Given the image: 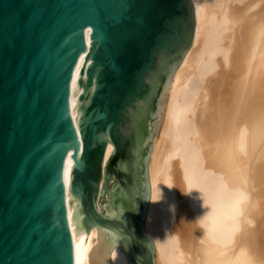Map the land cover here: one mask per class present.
Returning a JSON list of instances; mask_svg holds the SVG:
<instances>
[{
    "label": "water",
    "instance_id": "1",
    "mask_svg": "<svg viewBox=\"0 0 264 264\" xmlns=\"http://www.w3.org/2000/svg\"><path fill=\"white\" fill-rule=\"evenodd\" d=\"M194 29L192 0H0V264H75L73 235L93 226L90 264H116L115 244L156 264L147 125Z\"/></svg>",
    "mask_w": 264,
    "mask_h": 264
},
{
    "label": "bare ground",
    "instance_id": "2",
    "mask_svg": "<svg viewBox=\"0 0 264 264\" xmlns=\"http://www.w3.org/2000/svg\"><path fill=\"white\" fill-rule=\"evenodd\" d=\"M192 1L193 40L165 94L148 164L145 232L156 264H264V0ZM113 150L109 143L104 166ZM74 163L64 168L67 209ZM202 194L229 205L210 234L197 222L210 210ZM73 242L75 264H90L97 226ZM110 259L128 264L117 244Z\"/></svg>",
    "mask_w": 264,
    "mask_h": 264
},
{
    "label": "clouds",
    "instance_id": "3",
    "mask_svg": "<svg viewBox=\"0 0 264 264\" xmlns=\"http://www.w3.org/2000/svg\"><path fill=\"white\" fill-rule=\"evenodd\" d=\"M199 191V190H198ZM242 195V194H241ZM202 199V206L206 209H210L207 211L203 217L198 219V223L205 230V234H210L213 232L217 226L218 212L223 214L225 217L227 216V209L229 207L228 204H221L219 206L210 204L208 200L203 196L200 197ZM154 202V201H153Z\"/></svg>",
    "mask_w": 264,
    "mask_h": 264
},
{
    "label": "rangeland",
    "instance_id": "4",
    "mask_svg": "<svg viewBox=\"0 0 264 264\" xmlns=\"http://www.w3.org/2000/svg\"><path fill=\"white\" fill-rule=\"evenodd\" d=\"M158 119H160V117H156L155 119H153L152 121H150V122H148V125H147V127H148V131H149V133H150V135H151V129H150V126L154 123V122H156ZM157 128H158V126H157ZM156 128V131H155V134H153V135H151L152 137H154L155 138V136H156V133H158V129ZM154 138H153V145H154ZM104 179H105V176L103 175L102 176V178H101V180H100V182H99V191H98V194H97V200H96V208H97V210H98V212H100V213H103L105 210L104 209H100V206H99V204H98V200H99V197H100V192H101V189H102V183H103V181H104ZM114 179H115V177H113V179H111L110 180V182L107 184V186L109 187V185L114 181ZM149 179V178H148ZM107 191L105 192V198H104V200H107L108 199V195H107ZM100 201H103V198L102 197H100ZM81 216L83 217L84 216V213L83 214H81Z\"/></svg>",
    "mask_w": 264,
    "mask_h": 264
}]
</instances>
